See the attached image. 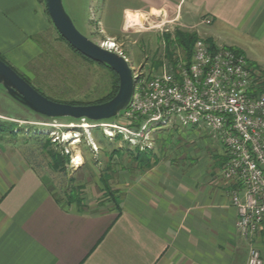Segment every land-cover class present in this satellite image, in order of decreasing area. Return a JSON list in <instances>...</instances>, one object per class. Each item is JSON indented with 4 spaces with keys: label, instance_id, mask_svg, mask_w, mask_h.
<instances>
[{
    "label": "crops",
    "instance_id": "crops-1",
    "mask_svg": "<svg viewBox=\"0 0 264 264\" xmlns=\"http://www.w3.org/2000/svg\"><path fill=\"white\" fill-rule=\"evenodd\" d=\"M103 6V17L119 18L117 27L102 20L109 37L142 46L154 58L149 71L172 62L158 48L181 31L244 53L264 73V0H105ZM50 28L40 1L0 0V54L8 62L34 59L38 37ZM147 34L158 40L156 51ZM202 136L210 152H177L171 162L137 171L120 212L63 204L23 154L0 146V264H247L251 241L237 230L234 186L222 176L225 148ZM254 244L264 264V222Z\"/></svg>",
    "mask_w": 264,
    "mask_h": 264
},
{
    "label": "rangeland",
    "instance_id": "rangeland-1",
    "mask_svg": "<svg viewBox=\"0 0 264 264\" xmlns=\"http://www.w3.org/2000/svg\"><path fill=\"white\" fill-rule=\"evenodd\" d=\"M63 2L83 35L100 46L107 40L120 45L118 39L110 38L104 28L103 22L107 24V19L111 27H117L119 19L117 13L108 18L102 16L105 0ZM43 4L51 28L38 37L35 58L29 62H8L3 56L4 59L18 74L28 79L36 90L51 100L66 104H88L103 100L114 87V72L72 48L55 28L45 2ZM143 38L147 43L152 42L150 47L156 51V37L147 34ZM132 46V42L128 41L120 45L132 70L149 73L148 68L154 63V58L147 59L142 46ZM179 50L184 54L182 49ZM158 55L166 57V45L159 46ZM251 69L255 76L257 74L258 85L264 82V73L254 67ZM0 120L18 122L32 128V133L42 134L43 137L27 139L26 142L17 141L8 133L2 134L0 146L23 154L60 202L66 205L69 201L77 202L75 205L92 212H120L121 200L131 193L130 185L137 171L148 170L158 162H171V157L174 158L177 152L196 153L205 147L200 141L202 135L209 134L200 129L194 132L191 126L179 122L170 126L149 125L143 130L145 120H129L123 116L112 121L111 127H107L106 123H89L86 120L46 119L18 104L4 91H0ZM95 129L98 131L95 132ZM30 130L27 129L25 133ZM66 135L70 137L66 138ZM46 137L50 138L52 144L46 142ZM57 150L64 152L70 159L69 162L66 159L63 169H55L50 157V152ZM204 150L210 152L209 148L205 147ZM104 182L107 184L104 185Z\"/></svg>",
    "mask_w": 264,
    "mask_h": 264
},
{
    "label": "built area",
    "instance_id": "built-area-1",
    "mask_svg": "<svg viewBox=\"0 0 264 264\" xmlns=\"http://www.w3.org/2000/svg\"><path fill=\"white\" fill-rule=\"evenodd\" d=\"M101 47L124 56L115 41ZM177 52L160 71L133 70L135 92L122 116L143 117V130L179 122L223 144L222 176L234 186L230 198L238 213L237 230L251 241L247 264H263L254 244L264 222V94L257 93V74L244 53L231 48L213 52L203 38L196 40L190 58Z\"/></svg>",
    "mask_w": 264,
    "mask_h": 264
},
{
    "label": "water",
    "instance_id": "water-1",
    "mask_svg": "<svg viewBox=\"0 0 264 264\" xmlns=\"http://www.w3.org/2000/svg\"><path fill=\"white\" fill-rule=\"evenodd\" d=\"M45 4L55 28L72 48L117 74L119 78L117 94L101 104L72 105L56 102L41 94L1 59L0 87L15 102L46 119L69 118L99 123L119 118L128 109L135 92L134 73L127 59L102 48L83 35L66 11L63 0H45Z\"/></svg>",
    "mask_w": 264,
    "mask_h": 264
},
{
    "label": "trees",
    "instance_id": "trees-1",
    "mask_svg": "<svg viewBox=\"0 0 264 264\" xmlns=\"http://www.w3.org/2000/svg\"><path fill=\"white\" fill-rule=\"evenodd\" d=\"M40 2H43L44 0H38ZM45 2V1H44ZM43 2V3H44ZM48 13V12H47ZM175 38H176V41L173 42L172 40V37L170 35H167L166 36V57H168L169 61H173V55L174 53L176 52V49L179 48V49H182L184 51V54L190 58V56L192 55V51H193V47H194V44L196 42V40L198 39V36L196 34H187V33H183L181 31H177L176 32V35H175ZM209 43V42H208ZM175 44H177L178 46H176ZM210 47H211V50L214 52L217 50V48L215 47L214 44L212 43H209ZM0 59L3 60L4 62H6L8 65L9 63L4 59V57L0 54ZM88 59V58H87ZM11 66V65H10ZM12 67V66H11ZM13 68V67H12ZM14 69V68H13ZM110 69V68H109ZM15 70V69H14ZM111 70V69H110ZM112 71V70H111ZM114 72V71H112ZM21 75V74H20ZM114 75H115V84H114V87L113 89L111 90V92L109 93V95L104 98L103 100L97 102V103H88V104H83V103H70L72 105H90V104H101V103H104V102H107L109 100H111L112 98L115 97V95L117 94L118 92V89H119V78L117 76V74L114 72ZM22 76V75H21ZM23 77V76H22ZM27 82L30 83V81L28 79H26L25 77H23ZM31 84V83H30ZM32 85V84H31ZM35 88V87H34ZM0 91H4L2 89V87H0ZM39 91V90H38ZM40 92V91H39ZM257 93L258 94H263L264 93V82H262L261 84L258 85V88H257ZM43 94V93H42ZM44 95V94H43ZM53 100V99H52ZM56 101V100H54ZM56 102H60V101H56ZM123 115V114H122ZM121 115V116H122ZM13 119V117H11ZM140 119H143V117H141ZM114 120H117L116 119H111V120H108V121H103V122H99V123H106V124H113L112 121ZM89 123H93V122H90L88 121ZM27 129H31L30 132L28 133H25V131ZM32 128H30L29 126H23V125H20L18 122H12V121H7V122H4L2 120H0V135L2 134H6L8 133L9 135L13 136V138L17 139L18 140H22V141H25L27 139H38L40 137H43V135L40 133L38 134L37 132L35 133H32ZM36 131V130H35ZM98 131L97 129H95V132ZM94 132V133H95ZM46 140L47 143L49 144H52L50 138H44ZM144 154V153H143ZM50 157L54 163V168L55 169H63L64 166H65V161L67 159V161L69 162L70 159H69V156L68 155H65L64 152H61L59 150L57 151H51L50 152ZM155 165V164H154ZM152 167V166H151ZM150 167V168H151ZM107 184L104 182V185ZM110 194H113L112 192H110ZM77 202H73V201H69L67 203L68 206H72L74 204H76ZM81 204V203H79Z\"/></svg>",
    "mask_w": 264,
    "mask_h": 264
},
{
    "label": "bare ground",
    "instance_id": "bare-ground-1",
    "mask_svg": "<svg viewBox=\"0 0 264 264\" xmlns=\"http://www.w3.org/2000/svg\"><path fill=\"white\" fill-rule=\"evenodd\" d=\"M66 138H69L70 137V135H66L65 136ZM78 157V159L80 160V157L79 156H77ZM77 160V159H76ZM76 160H74V163L76 162ZM78 161V160H77ZM77 163V162H76Z\"/></svg>",
    "mask_w": 264,
    "mask_h": 264
}]
</instances>
